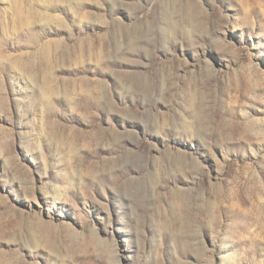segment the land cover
<instances>
[{"label":"rangeland","instance_id":"obj_1","mask_svg":"<svg viewBox=\"0 0 264 264\" xmlns=\"http://www.w3.org/2000/svg\"><path fill=\"white\" fill-rule=\"evenodd\" d=\"M0 264H264V0H0Z\"/></svg>","mask_w":264,"mask_h":264}]
</instances>
